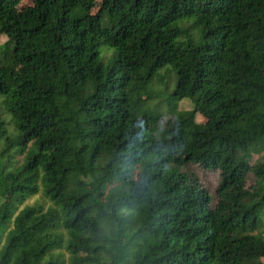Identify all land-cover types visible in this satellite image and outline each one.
Wrapping results in <instances>:
<instances>
[{
	"label": "trees",
	"instance_id": "obj_1",
	"mask_svg": "<svg viewBox=\"0 0 264 264\" xmlns=\"http://www.w3.org/2000/svg\"><path fill=\"white\" fill-rule=\"evenodd\" d=\"M21 1L0 0V264H264V0ZM183 100L205 123L162 125Z\"/></svg>",
	"mask_w": 264,
	"mask_h": 264
},
{
	"label": "rangeland",
	"instance_id": "obj_2",
	"mask_svg": "<svg viewBox=\"0 0 264 264\" xmlns=\"http://www.w3.org/2000/svg\"><path fill=\"white\" fill-rule=\"evenodd\" d=\"M32 0H22L20 4L17 6L16 10L19 12L23 9H26L28 7L32 6ZM81 6L85 8L87 11L91 12L92 14H95L98 12V10L101 7V1L100 0H81ZM6 37L1 36L0 37V45L5 43ZM1 49V48H0ZM102 54L106 56L107 58L112 55V52L107 49V46L102 47ZM150 89L153 90V92H159L162 87L159 85V82H155L152 84ZM152 105V102H147L145 105L144 111H147ZM181 116H188L190 120L198 125V124H204L205 123V118L201 114L200 111L194 110L192 107V104L187 101L183 100L181 102H178L176 104H173L170 108H166L163 110H160V115H159V120L161 121L162 125H165L167 121L170 120H175ZM9 125L7 124V128ZM264 156L263 154H257L253 156V161L258 162L261 157ZM190 172L192 173V176H196L198 179V182L205 187L206 189H209L211 191H214V187L216 186V183L218 181V175L217 173H214L213 171H205L199 167H192L190 168ZM248 182H254L253 178H249ZM41 198L40 195L28 200L26 204H33L35 201L39 200ZM256 234H262L264 236V224L262 227H260L257 231Z\"/></svg>",
	"mask_w": 264,
	"mask_h": 264
}]
</instances>
